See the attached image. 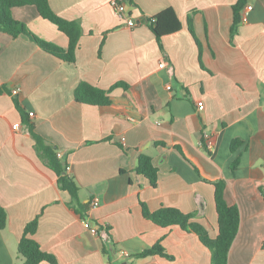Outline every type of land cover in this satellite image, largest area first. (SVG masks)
Here are the masks:
<instances>
[{
  "label": "crops",
  "instance_id": "crops-1",
  "mask_svg": "<svg viewBox=\"0 0 264 264\" xmlns=\"http://www.w3.org/2000/svg\"><path fill=\"white\" fill-rule=\"evenodd\" d=\"M236 2L128 0L129 27L109 0H48L55 15L81 28L73 63L0 32V205L7 214L0 264H25L18 244L36 216L31 238L57 264H211L196 235L155 225L142 205L194 214L192 222L215 239L220 181L240 217L227 264H264V0H249L252 10L244 22L240 13L231 34ZM169 8L180 29L158 42L147 22ZM11 16L67 49V36L35 6L14 7ZM82 82L108 91L109 105L76 102ZM28 126L61 153L78 204L38 157ZM203 132L215 141L212 151L201 145ZM140 155L157 168L155 188L135 172ZM158 242L172 260L134 257Z\"/></svg>",
  "mask_w": 264,
  "mask_h": 264
},
{
  "label": "trees",
  "instance_id": "trees-1",
  "mask_svg": "<svg viewBox=\"0 0 264 264\" xmlns=\"http://www.w3.org/2000/svg\"><path fill=\"white\" fill-rule=\"evenodd\" d=\"M123 1L127 3L128 0ZM248 3L249 0H237L236 4L232 7L233 25L231 34L236 32V28L240 23V13ZM25 5L35 6L43 19L54 24L60 32L67 36L69 41L67 49H61L54 44L39 39L23 23L12 18L11 9ZM147 24L158 42L162 36L177 32L180 29V23L174 11L170 8L149 19ZM189 31L193 34L190 25ZM0 32L7 34L11 38L23 35L44 52L67 63H73L75 61V50L81 36V28L78 22L66 21L55 15L49 7L48 0H0ZM115 86L118 87L120 84ZM123 87L125 88L126 86L124 85ZM108 93V91L99 90L82 82L74 91V99L76 102L83 104L107 106L110 103ZM27 131L34 141V148L38 157L56 175L59 189L66 191L72 201L78 204V187L72 178L66 174V164L57 158L56 149L46 144L34 132L32 126H28ZM236 144L237 142L234 141L233 147ZM135 172L145 177L151 187H156L158 171L153 166L150 157L140 155ZM214 188V201L218 223V234L215 239H211L202 226L192 222L194 214H184L175 208H160L158 211L151 213L144 205H142V213L145 219L159 227L178 226L181 230L196 235L202 245L211 252V264H227L228 252L239 229V210L236 206H228L226 204L224 200L225 182L220 181L215 183ZM38 219L39 217L36 216L25 226L18 244V252L25 259V264H39L41 262L57 264L55 258L52 255L42 252L39 245L31 238L37 229ZM6 221V211L0 205V230L5 228ZM104 253H108V251L104 250ZM154 255L172 260V257L166 254L159 242L134 257L145 258Z\"/></svg>",
  "mask_w": 264,
  "mask_h": 264
},
{
  "label": "built area",
  "instance_id": "built-area-1",
  "mask_svg": "<svg viewBox=\"0 0 264 264\" xmlns=\"http://www.w3.org/2000/svg\"><path fill=\"white\" fill-rule=\"evenodd\" d=\"M109 5L115 12L116 16L121 20L126 26L132 27L134 26V21L131 18V16L127 15L126 11V3L123 0H109ZM252 10V7L250 5H245L244 8L241 11V22L245 21V16L248 15V13ZM159 67L162 68V64L159 65ZM18 89H13L11 91L12 96H16L18 94ZM198 111L203 110V106L197 107ZM29 117L33 116V113L28 114ZM19 126L14 125L12 128L16 130ZM202 147L205 148L207 151H212L215 148V141L209 136L208 133L203 132L202 134V140H201ZM57 158L61 159L62 155L60 152L56 153ZM98 202L97 200H93L92 206H97ZM83 227L88 230L93 235H98L99 230L96 226H94L89 220L84 219L83 221ZM123 257H128L127 254L122 253Z\"/></svg>",
  "mask_w": 264,
  "mask_h": 264
}]
</instances>
